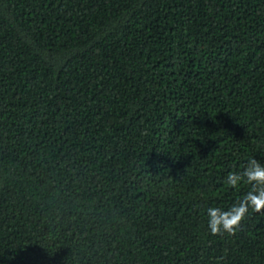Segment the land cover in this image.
<instances>
[{
  "label": "trees",
  "instance_id": "obj_1",
  "mask_svg": "<svg viewBox=\"0 0 264 264\" xmlns=\"http://www.w3.org/2000/svg\"><path fill=\"white\" fill-rule=\"evenodd\" d=\"M264 0H0V264H264Z\"/></svg>",
  "mask_w": 264,
  "mask_h": 264
},
{
  "label": "clouds",
  "instance_id": "obj_2",
  "mask_svg": "<svg viewBox=\"0 0 264 264\" xmlns=\"http://www.w3.org/2000/svg\"><path fill=\"white\" fill-rule=\"evenodd\" d=\"M230 189L247 186V191L228 208L208 207V229L211 235H235L242 222L252 212H264V163L250 157L244 166L229 171L224 181Z\"/></svg>",
  "mask_w": 264,
  "mask_h": 264
}]
</instances>
